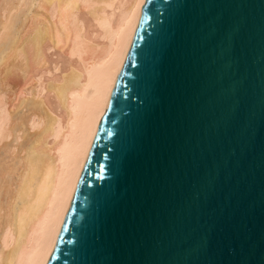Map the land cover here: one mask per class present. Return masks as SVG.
Masks as SVG:
<instances>
[{
  "label": "water",
  "instance_id": "95a60500",
  "mask_svg": "<svg viewBox=\"0 0 264 264\" xmlns=\"http://www.w3.org/2000/svg\"><path fill=\"white\" fill-rule=\"evenodd\" d=\"M47 264H264V0H145Z\"/></svg>",
  "mask_w": 264,
  "mask_h": 264
},
{
  "label": "bare ground",
  "instance_id": "6f19581e",
  "mask_svg": "<svg viewBox=\"0 0 264 264\" xmlns=\"http://www.w3.org/2000/svg\"><path fill=\"white\" fill-rule=\"evenodd\" d=\"M145 0H0V264H47Z\"/></svg>",
  "mask_w": 264,
  "mask_h": 264
},
{
  "label": "snow or ice",
  "instance_id": "6c2138e0",
  "mask_svg": "<svg viewBox=\"0 0 264 264\" xmlns=\"http://www.w3.org/2000/svg\"><path fill=\"white\" fill-rule=\"evenodd\" d=\"M230 47V42L228 40L227 37H225V40L223 41V45H222V51L227 54L228 48ZM96 196H102L103 192L102 191H98L96 194Z\"/></svg>",
  "mask_w": 264,
  "mask_h": 264
}]
</instances>
